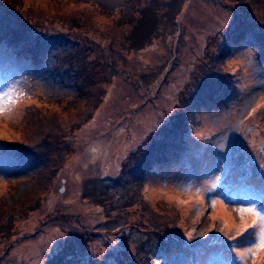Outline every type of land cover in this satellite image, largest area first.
Listing matches in <instances>:
<instances>
[{"label": "rangeland", "instance_id": "1", "mask_svg": "<svg viewBox=\"0 0 264 264\" xmlns=\"http://www.w3.org/2000/svg\"><path fill=\"white\" fill-rule=\"evenodd\" d=\"M220 3L264 31V0H0V264L264 262L239 212L264 209V47L220 58L232 98L184 101L235 21ZM144 139L164 154L131 156Z\"/></svg>", "mask_w": 264, "mask_h": 264}, {"label": "trees", "instance_id": "2", "mask_svg": "<svg viewBox=\"0 0 264 264\" xmlns=\"http://www.w3.org/2000/svg\"><path fill=\"white\" fill-rule=\"evenodd\" d=\"M143 6V5H141ZM139 6V7H141ZM220 6H223L225 8V10H227L228 12H232L235 13L234 15V19L235 21L227 24V26H225L224 30L221 28L219 30H221V34H222V40H220V44L219 46L214 50V52L216 53V55L218 57H216L215 59H213V56H209L208 55H204L203 59L200 61L199 63V71L197 72L196 75L193 76L192 78V85L187 87V96H185L184 101L186 103H188L190 106L192 104H197L199 102V99H202L203 101L206 102V104H213L215 101L216 103L218 102L220 97L223 98H232V96H230L231 91L235 90L234 88V77L232 75V73L228 72L227 70L225 71H221L219 69L220 66V58L223 60L227 54L230 51V43L231 41H238V39L240 38H245L247 35L250 37V42L249 44H252L254 46L257 45H261L262 47H264V31L262 30V28H260L258 25H255L252 23V19H256L258 16H256L254 13H252L250 10L248 9H243L240 5H239V9L235 12H233L232 9H229V6L224 5L223 3H220ZM124 16H128V13H124ZM229 16V15H228ZM13 17V15H12ZM247 18V19H245ZM247 20V21H246ZM14 19H12L11 22H13ZM232 24V26H230ZM15 28L16 26H18V23L14 22ZM12 27V26H11ZM19 27V26H18ZM131 29H129L127 32L130 33V42L129 45L133 46V47H137V48H141L144 43L145 40L144 39H139L137 38V34H136V23H133V25L130 26ZM135 27V29H134ZM26 30V29H24ZM144 33V31H143ZM142 41V42H139ZM263 41V42H262ZM78 43L75 41V39H72L71 37L69 38L68 41H66V45L68 47L73 46L74 48H78V46H76ZM78 52V51H77ZM77 52H68V50L64 51V55L70 57L71 59L73 58L72 55L77 53ZM63 54V52L61 53V55ZM70 55V56H69ZM70 64V63H69ZM85 65H83L84 68ZM79 69V67H78ZM223 82L224 84L226 83V86L224 87L225 90L223 91L220 89L217 90H212V86H214V84H219ZM215 91L217 93H215ZM182 115V119L183 121L180 123L181 130H184L183 133L185 132V130L187 129V127L190 125V116H191V112L189 111L188 108H184L181 110ZM173 138V137H171ZM149 139H144L142 140V142L140 144H138L137 148L135 150H133L134 152L132 153L131 156H135V155H139V156H143L145 157V159L147 160V163H149L151 160H153L154 158L158 159L159 156L164 154L163 151V143L160 145H156L154 143V145H152L151 147L148 148L147 145V141ZM176 140V138L174 139ZM177 140L181 143L184 142L183 137H178ZM175 142V141H173ZM169 146H172V144L170 143ZM148 148V149H147ZM171 147H169L170 149ZM42 149V148H41ZM56 151L54 149H49L45 154H42L43 157H46L45 160L51 162V155L52 153L54 154ZM57 155L61 156L60 153H57ZM39 158H42L40 155L38 156ZM131 166V165H130ZM136 166H132L130 167V169H128L127 171H123V174L120 175V181L121 184L124 186L123 191H121L120 193V197L124 196V194L126 193V197H128L131 193V177L129 174L132 173L131 171L135 170ZM48 171V170H47ZM53 168L50 169L49 173L46 172V177L48 178V176H52L53 175ZM134 174V173H133ZM129 192V194L127 193ZM125 197V196H124ZM108 224L110 223V221L107 222ZM110 226L111 225H107ZM189 262V261H188Z\"/></svg>", "mask_w": 264, "mask_h": 264}, {"label": "snow or ice", "instance_id": "3", "mask_svg": "<svg viewBox=\"0 0 264 264\" xmlns=\"http://www.w3.org/2000/svg\"><path fill=\"white\" fill-rule=\"evenodd\" d=\"M4 97H0V101H3ZM3 112V105L0 103V113ZM215 207V204H213ZM241 217L245 214H252L257 217L258 222V234L256 235V250L253 251L252 249H248L245 253V256L251 255L253 259L260 256L261 252H264V209H258L256 207H247V208H240L239 209ZM256 226V225H254ZM264 264V262H262Z\"/></svg>", "mask_w": 264, "mask_h": 264}]
</instances>
